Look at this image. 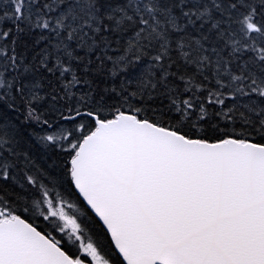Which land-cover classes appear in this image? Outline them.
<instances>
[{
    "label": "snow or ice",
    "instance_id": "6c2138e0",
    "mask_svg": "<svg viewBox=\"0 0 264 264\" xmlns=\"http://www.w3.org/2000/svg\"><path fill=\"white\" fill-rule=\"evenodd\" d=\"M0 264H264V0H0Z\"/></svg>",
    "mask_w": 264,
    "mask_h": 264
}]
</instances>
